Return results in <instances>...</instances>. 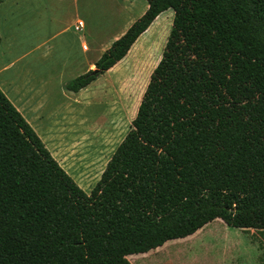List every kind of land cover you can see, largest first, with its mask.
<instances>
[{
  "label": "trees",
  "instance_id": "obj_1",
  "mask_svg": "<svg viewBox=\"0 0 264 264\" xmlns=\"http://www.w3.org/2000/svg\"><path fill=\"white\" fill-rule=\"evenodd\" d=\"M146 2L65 84L87 87L173 10L136 114L89 193L0 88V264H131L216 218L264 230V0Z\"/></svg>",
  "mask_w": 264,
  "mask_h": 264
},
{
  "label": "rangeland",
  "instance_id": "obj_2",
  "mask_svg": "<svg viewBox=\"0 0 264 264\" xmlns=\"http://www.w3.org/2000/svg\"><path fill=\"white\" fill-rule=\"evenodd\" d=\"M17 3L0 4V66L16 60L11 70L0 69V88L89 193L136 114L173 10L159 14L121 62L75 93L65 83L81 74L76 59L95 61L97 52L139 17L146 0H64L51 6L54 10L47 0ZM79 19L83 27L76 31ZM127 259L131 264H264V230L234 228L216 218L185 238Z\"/></svg>",
  "mask_w": 264,
  "mask_h": 264
},
{
  "label": "crops",
  "instance_id": "obj_3",
  "mask_svg": "<svg viewBox=\"0 0 264 264\" xmlns=\"http://www.w3.org/2000/svg\"><path fill=\"white\" fill-rule=\"evenodd\" d=\"M22 1H25V0H17L18 3L22 2ZM47 1L51 2L48 6H49V7H51V6L53 7V6L55 5L56 2H57V3H61V2H63L64 0H47ZM18 3H17V4H18ZM60 5H61V4H60ZM147 6H148V5H146V6L143 7V9L141 10V12H140V14H139V17L145 12V10L147 9ZM52 7H51V8H52ZM52 9L54 10V8H52ZM157 17H158V16H157ZM157 17H156V18H157ZM156 18H155V19H156ZM136 19H137V18H136ZM136 19H134V20H136ZM134 20H133V21H134ZM133 21H131L127 26H125V28L121 31V33L118 34V35H117L112 41H114V40L117 39L119 36H121V35L125 32V30H126L131 24H132ZM154 21H155V20H154ZM154 21H153V22H154ZM153 22H152V23H153ZM152 23H151V25H152ZM151 25H150V26H151ZM150 26L147 28V30L150 28ZM147 30H146V31H147ZM146 31H145V32H146ZM145 32H144V33H145ZM144 33H143V34H144ZM143 34H141V35L139 36V38H140ZM139 38H138V39H139ZM138 39H137V40H138ZM111 43H112V42H111ZM111 43H110V44H111ZM110 44H109V45H110ZM134 44H135V43H134ZM134 44H133V45H134ZM109 45H108L106 48H108ZM87 47H88V46L84 47V45H83V49H84V50H88ZM106 48H102V49H100V50L97 52V54L95 55V60H97V59L99 58V56L102 54V52H103ZM92 59H93V58H92ZM92 59L89 60V61H84V62H81L79 59H76L75 63H78V64H79V65H78V66H79V72H80L81 74L87 72L89 69H91V68L94 66V62H95V61L92 60ZM122 60H123V59H122ZM122 60H121V61H122ZM15 61H16V60L12 58V59L10 60V62L2 64V66H0V69H2V68H6L7 70H9V69L11 70V69L14 67V65H15ZM121 61H119V62H121ZM80 62H81V63H80ZM119 62H118V63H119ZM75 63H73L72 65H73V66H77V64H75ZM64 83H65V82H64ZM66 83H67V82H66ZM66 83H65V84H66ZM86 88H87V87L81 89L80 91H83V90L86 89ZM7 89H8V88H7ZM80 91H78V92H80ZM8 92H10V91L8 90ZM71 92H72V91H71ZM78 92H75V93H78ZM30 121H31V122H30ZM29 122L33 124V123H35L36 121H34L32 118H29ZM36 125H37V124H36Z\"/></svg>",
  "mask_w": 264,
  "mask_h": 264
},
{
  "label": "built area",
  "instance_id": "obj_4",
  "mask_svg": "<svg viewBox=\"0 0 264 264\" xmlns=\"http://www.w3.org/2000/svg\"><path fill=\"white\" fill-rule=\"evenodd\" d=\"M83 27V21L82 20H77L75 25H74V30L80 31ZM85 47V46H84Z\"/></svg>",
  "mask_w": 264,
  "mask_h": 264
}]
</instances>
